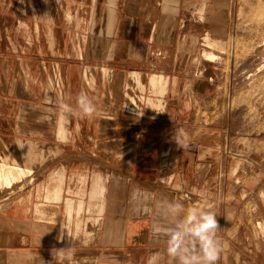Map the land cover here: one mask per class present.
I'll use <instances>...</instances> for the list:
<instances>
[{"label": "rangeland", "instance_id": "obj_1", "mask_svg": "<svg viewBox=\"0 0 264 264\" xmlns=\"http://www.w3.org/2000/svg\"><path fill=\"white\" fill-rule=\"evenodd\" d=\"M137 3L0 0V166L9 168L4 175L15 171L18 179L10 189L0 182V214L21 201L26 211L35 209L47 191L42 169L60 155L83 159L96 150H121L117 145L124 127L115 118L144 115L146 109L149 116L165 115V94L156 95L149 86L157 74L167 78V86L173 81V99L183 110L174 112L179 125L161 124L154 132L221 145L215 189L197 190L186 188L184 179L177 182L182 177L179 155L174 158L180 152L177 143H157L173 198L188 209H211L220 222L233 226L227 236L221 232L218 264H264V0H153L158 9L175 13L172 36L160 32L147 63L116 61L131 57L133 45L102 39L115 34L114 25L123 20L133 35L131 13ZM133 72L142 75L145 90L133 84ZM81 92L96 112L85 118L62 114L59 105L74 107ZM148 99L163 102L164 109L149 110ZM29 108L38 112L29 114ZM141 128L149 132L152 127ZM38 149L50 153L34 165ZM15 162L34 165L33 174L18 176L11 168ZM40 257L25 263L0 256V264H55ZM124 259L60 254L56 264H118Z\"/></svg>", "mask_w": 264, "mask_h": 264}, {"label": "crops", "instance_id": "obj_2", "mask_svg": "<svg viewBox=\"0 0 264 264\" xmlns=\"http://www.w3.org/2000/svg\"><path fill=\"white\" fill-rule=\"evenodd\" d=\"M152 1L138 0V9L131 13L135 23L133 35H128L131 28L124 20L114 25L115 34L104 35L102 40H108L110 45L132 44L134 47L131 57L123 55L116 61L147 63L160 32L163 30L165 37L172 36L175 13L169 7L158 9ZM132 78L137 88L145 90L140 73L133 72ZM149 86L152 93L165 94L162 97L166 102L165 115L149 116L146 109L144 115L130 113L131 116L123 114V117L115 118L116 125L124 127L117 145H122L121 150H96L92 156L83 159L60 155L42 169L47 191L42 201L35 204V209L26 211L21 201L0 214V256H5L6 262L10 257L31 263L43 256L50 257L56 264L60 254H96L101 258L109 255L125 258L118 264H146L153 252L163 251L164 240L151 235L152 224L158 219L156 208L164 199L178 201L173 198L172 187L167 183L170 177L163 166L165 156L160 152L162 146L156 149L157 143L174 142L179 146L180 152H176L174 158L179 155L178 171L182 177L178 175L180 180L177 182L184 179L186 188L215 189L213 175L219 174L221 169L220 143L207 146L204 140L196 137L188 139L185 135L181 138L154 132L161 124L179 125L180 119L174 112L183 109L173 99V81L170 80L167 86V78L155 74L151 76ZM130 102L136 103L133 98ZM147 106L151 111L164 109L163 102L155 99H148ZM27 111L29 114L38 112L36 108ZM141 125L152 128L149 132H141ZM128 127L132 128L129 130ZM47 153L50 151L36 150L32 159L34 165L39 164ZM34 165L20 166L15 162L12 169L19 166L33 172ZM2 168L0 166V170ZM217 220L220 227L217 235L221 240L222 233L227 236L226 231L233 226L225 224L224 219L223 222ZM162 260L169 264L166 256Z\"/></svg>", "mask_w": 264, "mask_h": 264}, {"label": "clouds", "instance_id": "obj_3", "mask_svg": "<svg viewBox=\"0 0 264 264\" xmlns=\"http://www.w3.org/2000/svg\"><path fill=\"white\" fill-rule=\"evenodd\" d=\"M61 113L85 118L96 112V106L86 93L76 97L73 107L59 105ZM155 214L158 219L152 224L151 235L164 240V250L153 252L146 264H217L223 251L222 241L217 232L219 224L216 213L211 209L196 206L185 209L181 203L168 199L161 200Z\"/></svg>", "mask_w": 264, "mask_h": 264}, {"label": "bare ground", "instance_id": "obj_4", "mask_svg": "<svg viewBox=\"0 0 264 264\" xmlns=\"http://www.w3.org/2000/svg\"><path fill=\"white\" fill-rule=\"evenodd\" d=\"M201 17H202V16H201ZM201 17H200V19H203V18H201ZM207 45H208V44H207ZM209 57H210V56H209ZM205 58H206V57H205ZM11 168H12V167H11ZM11 168H10V169H11ZM2 169H3V168H2ZM2 169H1V170H2ZM13 169L19 172V173L17 172L18 176H20V177H21V176H24V177H22L23 179L26 178L27 176L33 174V172H29L28 170L25 171L23 168H21V167H19V166L13 167ZM1 170H0V171H1ZM2 171H3V170H2ZM32 171H33V170H32ZM3 172H6V171H3ZM3 172H2V173L0 172V182H1V183H4V182H5L4 187L10 189V187L13 186V183H16V184H17V182H18L17 180H18V179H15L16 177L13 176V174L15 173V171H13L14 173L11 172V174L13 173L12 175H11V174H10V175H9V174L4 175ZM7 172H8V170H7ZM25 172H26V174H25ZM15 174H16V173H15ZM24 174H25V175H24ZM26 175H27V176H26ZM18 178H19V177H18ZM22 178H20V179H22ZM23 179L20 180V181H23ZM32 181H33V180H32ZM30 182H31V181H30ZM30 182H29V183H30ZM31 183H32V182H31ZM16 184H15V185H16ZM24 185H25V184H24ZM24 185H23V186H24ZM0 187H2V186H0ZM4 187H3V188H4ZM6 188H5V189H6ZM22 188H23V187H22ZM5 189H4V190H5ZM9 189H8V190H9ZM17 189H18V188H17ZM20 189H21V187H20ZM2 191H3V190H2ZM13 192H14V191H13ZM182 197H184V196H182ZM190 199H191V198H190ZM191 200H192V199H191ZM188 202H189V201H188ZM188 202H187V203H188ZM193 203H194V202H193Z\"/></svg>", "mask_w": 264, "mask_h": 264}, {"label": "built area", "instance_id": "obj_5", "mask_svg": "<svg viewBox=\"0 0 264 264\" xmlns=\"http://www.w3.org/2000/svg\"><path fill=\"white\" fill-rule=\"evenodd\" d=\"M169 167H171V164H170V166Z\"/></svg>", "mask_w": 264, "mask_h": 264}]
</instances>
